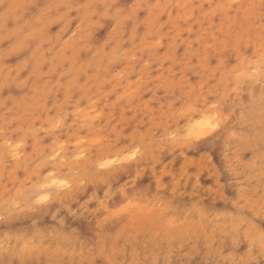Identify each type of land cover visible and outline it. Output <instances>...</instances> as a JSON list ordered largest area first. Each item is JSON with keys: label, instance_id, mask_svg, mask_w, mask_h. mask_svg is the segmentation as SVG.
Segmentation results:
<instances>
[{"label": "clouds", "instance_id": "obj_1", "mask_svg": "<svg viewBox=\"0 0 264 264\" xmlns=\"http://www.w3.org/2000/svg\"><path fill=\"white\" fill-rule=\"evenodd\" d=\"M0 264H264V0H0Z\"/></svg>", "mask_w": 264, "mask_h": 264}]
</instances>
